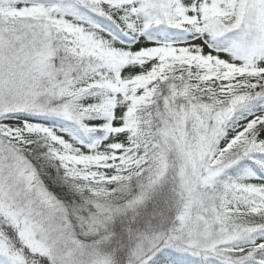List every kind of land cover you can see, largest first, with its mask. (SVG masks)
<instances>
[{"label":"snow or ice","instance_id":"obj_1","mask_svg":"<svg viewBox=\"0 0 264 264\" xmlns=\"http://www.w3.org/2000/svg\"><path fill=\"white\" fill-rule=\"evenodd\" d=\"M0 264H264V0H0Z\"/></svg>","mask_w":264,"mask_h":264}]
</instances>
